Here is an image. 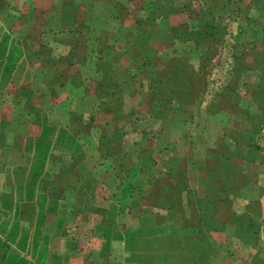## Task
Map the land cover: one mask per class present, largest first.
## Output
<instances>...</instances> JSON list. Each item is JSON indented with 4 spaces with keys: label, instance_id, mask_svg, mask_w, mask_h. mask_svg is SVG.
Listing matches in <instances>:
<instances>
[{
    "label": "rangeland",
    "instance_id": "1",
    "mask_svg": "<svg viewBox=\"0 0 264 264\" xmlns=\"http://www.w3.org/2000/svg\"><path fill=\"white\" fill-rule=\"evenodd\" d=\"M74 2L62 7L79 35L45 75L98 97L68 116L88 143L76 158H93L83 203L129 204L105 222L264 218V0Z\"/></svg>",
    "mask_w": 264,
    "mask_h": 264
},
{
    "label": "crops",
    "instance_id": "2",
    "mask_svg": "<svg viewBox=\"0 0 264 264\" xmlns=\"http://www.w3.org/2000/svg\"><path fill=\"white\" fill-rule=\"evenodd\" d=\"M63 1L0 0V264L20 259L26 264H264V218L255 216L252 223L154 218L151 223L143 213L137 222H105L101 214L129 204L99 206L94 197L83 203L80 170L93 158H76L88 143L79 133L85 129L78 130L68 116L93 113L98 97L84 92L82 83L76 87L67 78L45 75L48 61L62 65L61 41L79 35L75 22L66 19ZM86 124L91 131L101 126ZM165 223L176 228L165 229ZM244 226L252 228L250 234L241 233Z\"/></svg>",
    "mask_w": 264,
    "mask_h": 264
}]
</instances>
